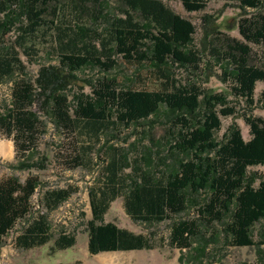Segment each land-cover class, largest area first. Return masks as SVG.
<instances>
[{
	"label": "trees",
	"instance_id": "trees-1",
	"mask_svg": "<svg viewBox=\"0 0 264 264\" xmlns=\"http://www.w3.org/2000/svg\"><path fill=\"white\" fill-rule=\"evenodd\" d=\"M181 1L188 12L206 8L204 0ZM222 1L239 2L244 9H259L264 5V0ZM60 2L0 0V36L10 33L17 25L22 27L23 17L27 24L19 35H34L38 27L47 23L44 15L49 5ZM72 2L81 16L88 18L89 26L60 29V64L42 67L36 88L31 82L17 86L13 92L17 111L0 116V129L8 135L16 130L24 137L21 151L30 150L43 122L36 113L25 108L40 97L36 96L38 88L45 95L55 122L68 131L75 132L81 125L90 135L100 138L106 129L117 124L113 120L115 113L109 108L111 105L118 108V122L128 126L166 112L174 115L173 128L178 129L176 135L171 132L163 137L167 142L171 137L175 140L166 148L167 155L161 156L158 152L155 158L150 149L142 156L137 154L131 174H126L132 166L128 152L112 147V156L102 172V182L90 192L93 219L88 222L89 253L153 249L144 235L120 228L113 222H104L111 203L121 196H124L127 215L147 224L163 222L195 207L198 217L174 224L170 240L175 248L195 252L193 264H205L208 248L221 238L222 232L210 230L216 223L226 226L228 246H263L264 227L257 242L252 232L256 224L264 222V177L251 172L250 168L264 166V119L245 118L252 135L249 141L244 140L235 126L229 128L223 141L215 138V133L221 129V116L235 115L236 106H227L226 95L203 90L195 82L181 84L173 73L175 66L202 72L201 53L188 48L196 33L193 23L175 13L163 0H117L122 12L112 20L109 19L108 0ZM104 21L108 24L100 29L98 26ZM217 28L219 26L207 29L206 37L214 32L222 35ZM239 32L249 43H264V14L241 20ZM228 41L227 51L216 50L218 56L231 58L232 69L225 68L223 79L234 85L237 98L253 106L256 83H264V69L250 65L249 45ZM118 57L127 63L150 64L164 87L159 91L120 89L117 78H103L95 90L97 98L81 100L72 115L67 89L79 82L89 83L76 73L89 67L109 73L118 65ZM17 68L24 69L18 52L0 54V77L14 75ZM262 97L264 104V91ZM172 160L175 163L172 164ZM87 161L83 157L77 160L76 156L72 166L81 167ZM36 166L34 162L23 160L17 168L30 170ZM39 185L36 177L25 182L15 177L0 180V236L14 227L18 219H27L28 226L16 239L18 247L25 250L43 246L51 240L47 216L38 214L32 220L27 218L32 214L31 199ZM74 192L64 188L53 190L45 194L44 202L49 210H54ZM203 193L207 194L204 200ZM75 243L74 237L60 235L56 247L64 250ZM179 260L183 262L184 256Z\"/></svg>",
	"mask_w": 264,
	"mask_h": 264
},
{
	"label": "rangeland",
	"instance_id": "rangeland-1",
	"mask_svg": "<svg viewBox=\"0 0 264 264\" xmlns=\"http://www.w3.org/2000/svg\"><path fill=\"white\" fill-rule=\"evenodd\" d=\"M73 0H61L60 4H50L45 16L47 23L38 27L34 35H22L26 21H21L22 27L17 25L13 30L0 36V54H14L18 52L23 62L24 69H16L12 76L0 77V116L8 115L12 110L17 111L15 98L13 96L19 84L31 82L37 85L40 70L44 66L59 65L62 57L58 34L60 29L67 27L77 28L79 25H88V18L81 16L72 2ZM164 3L175 13L189 19L196 28L193 42L188 48L197 50L203 59L202 72L175 66L173 73L175 78L183 85L197 83L203 90L224 94L228 98L227 106L235 105L236 113L230 117L221 116V129L215 133L218 141H223L230 127L240 129L245 141L252 137L250 127L245 118L264 119V104L262 93L264 83L257 82L254 90L255 104L249 106L244 100L234 95V85L224 81L225 68L232 69L229 64L231 58L218 56L217 51L228 50L229 39L247 44L251 48L249 57L250 65L264 69V43L254 44L247 42L239 32V23L244 19H252L259 14H264V5L259 9H244L239 2H225L222 0H204L206 8L200 12H188L181 0H163ZM108 11L110 20L115 15H121V8L117 0H108ZM56 13L53 14V11ZM53 22V25L51 24ZM108 24L105 21L98 27L104 28ZM91 26V25H90ZM219 26L222 35L216 32L207 38V29ZM96 27L97 25H93ZM229 38V39H228ZM229 42V41H228ZM217 50V51H216ZM118 65L114 70L105 73L98 68H85L77 72L82 80H89L85 85L83 82L69 87L70 112L74 114L81 100L97 98L95 90L98 82L103 78H117L119 88L159 91L164 85L158 78V73L150 64L138 65L127 63L122 57L117 58ZM32 106L25 110L36 113L43 122V127L36 135V141L31 144L30 150L22 152L24 137L16 130L8 135L0 129V180L15 177L25 182L30 177L38 178L40 185L31 199L32 216L38 214L47 216L51 226V241L30 250L20 249L15 246V238L20 236L25 225L20 222L10 233L9 238L0 242V264H193L195 252L181 250L171 245V234L174 224L182 220H192L197 216V210H191L173 216L163 222L143 223L131 219L125 210L124 196L119 197L111 203L104 222H113L120 228L128 229L135 234L144 235L153 246L152 250H137L130 252H109L99 255H91L88 250L89 229L88 222L93 219L90 192L99 188L102 172L112 156V147L124 149L129 155V169L126 174L133 171V162L137 154L148 153L156 158L158 152L161 156L167 155L166 148L174 143V137L169 142L163 139L169 133L177 134L174 129V115L162 112L159 116L150 118L149 121H141L128 126L117 120L118 108L111 105L114 111L116 125H111L100 138L90 135L81 125L77 130L68 131L62 125H58L54 119V113L46 103L45 95L38 88ZM108 97V96H107ZM106 97V101L108 100ZM219 110V109H218ZM83 124V123H82ZM83 126V125H82ZM10 144L11 151H3L2 144ZM84 158L88 160L81 167L73 168V159ZM34 162L36 167L30 170H19L17 166L20 161ZM91 161V162H90ZM175 160H172V164ZM143 165V164H142ZM259 177H264V166L250 168ZM75 191L70 198L63 202L57 209L49 210L44 202L47 192L58 189ZM202 200L207 194L201 195ZM28 224V221L26 222ZM264 222L256 224L253 228V239L257 242L263 230ZM211 232H222L221 238L208 248L205 256V264H264V245L261 247H233L226 243V226L216 223L210 227ZM60 235L72 236L76 243L73 247L59 250L56 241ZM196 242V241H195ZM184 256V261L179 259Z\"/></svg>",
	"mask_w": 264,
	"mask_h": 264
},
{
	"label": "crops",
	"instance_id": "crops-1",
	"mask_svg": "<svg viewBox=\"0 0 264 264\" xmlns=\"http://www.w3.org/2000/svg\"><path fill=\"white\" fill-rule=\"evenodd\" d=\"M32 216V214H30V215H28L27 216V218H30ZM20 222H23V225H25L26 227L28 226V224H29V222H28V224H26V222H27V219L26 220H24V219H18L15 223H14V227H12L6 234H4V235H2V236H0V242L3 240V239H5V238H9V236H10V233L12 232V230L20 223ZM16 239L17 238H15V246L17 247V248H19L18 247V245H17V241H16ZM51 241V240H50ZM49 241V242H50ZM56 241V240H55ZM47 244V243H46ZM35 248V247H34ZM20 249H22V248H20ZM30 250V249H29ZM60 250V249H59ZM132 251H137V250H132ZM116 252H130V251H116ZM103 253H109V252H103ZM99 254H102V253H99ZM99 254H97V255H99Z\"/></svg>",
	"mask_w": 264,
	"mask_h": 264
},
{
	"label": "bare ground",
	"instance_id": "bare-ground-1",
	"mask_svg": "<svg viewBox=\"0 0 264 264\" xmlns=\"http://www.w3.org/2000/svg\"><path fill=\"white\" fill-rule=\"evenodd\" d=\"M2 150L7 152V151H11V145L10 144H2Z\"/></svg>",
	"mask_w": 264,
	"mask_h": 264
}]
</instances>
